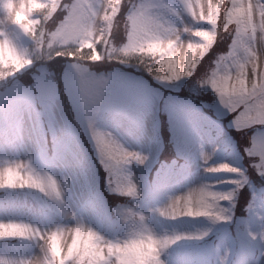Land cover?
<instances>
[{
    "label": "clouds",
    "instance_id": "1",
    "mask_svg": "<svg viewBox=\"0 0 264 264\" xmlns=\"http://www.w3.org/2000/svg\"><path fill=\"white\" fill-rule=\"evenodd\" d=\"M187 89L246 138L241 165L149 193V120ZM264 0H0V264H264ZM179 248L203 249L180 259Z\"/></svg>",
    "mask_w": 264,
    "mask_h": 264
},
{
    "label": "rangeland",
    "instance_id": "2",
    "mask_svg": "<svg viewBox=\"0 0 264 264\" xmlns=\"http://www.w3.org/2000/svg\"><path fill=\"white\" fill-rule=\"evenodd\" d=\"M181 91H186L182 89ZM180 91V92H181ZM212 96L207 95L210 99ZM166 112L169 116V127L162 126L159 120H149V131L154 135V150H155V164H157L166 150L165 137L169 138L172 142L173 155L175 158L182 160V162L173 161L176 167H170L165 171L160 169L155 170L152 179L149 177L150 171L145 175V183L149 189V193H153L155 189L166 184L183 179L189 173L196 171L197 165V152L199 147H203L206 151H211L213 147H217L216 160H225L231 163H238L243 165V160L235 147L234 142L229 138L228 131L224 125L212 116L203 113L201 107L196 106L192 102L186 101L185 98L174 94L169 97ZM222 117L221 115H218ZM169 136V137H168ZM181 164L180 166H178ZM182 167V168H181ZM243 191V190H242ZM240 193L238 203L242 198L243 193ZM256 194V203H264V189L254 192ZM238 206V204H237ZM236 223L230 228L228 235L229 238L236 235L237 230L245 224V218L237 215ZM248 223L251 220L250 214L246 217ZM4 247L0 244V249ZM174 257L180 259H199L205 255L204 250L201 249H188L179 248L173 252Z\"/></svg>",
    "mask_w": 264,
    "mask_h": 264
}]
</instances>
